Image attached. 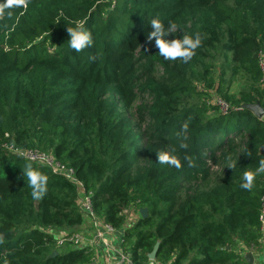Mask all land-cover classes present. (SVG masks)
<instances>
[{
    "label": "trees",
    "instance_id": "1",
    "mask_svg": "<svg viewBox=\"0 0 264 264\" xmlns=\"http://www.w3.org/2000/svg\"><path fill=\"white\" fill-rule=\"evenodd\" d=\"M157 16L176 25L169 38L200 34L191 61H165L147 41ZM75 21L94 40L79 53L67 42ZM261 54L264 0H27L0 14V264H91L88 248L57 245L58 233L80 230L82 191L95 215L123 228L130 264H242L240 251L262 237L264 174L251 191L240 187L264 158V112L245 106L264 109ZM239 73L250 86L231 91ZM139 97L146 105L128 113ZM11 145L51 153L75 181ZM173 148L179 169L158 163L157 152ZM28 167L47 178L40 199ZM133 206L147 216L138 210L126 225Z\"/></svg>",
    "mask_w": 264,
    "mask_h": 264
},
{
    "label": "clouds",
    "instance_id": "2",
    "mask_svg": "<svg viewBox=\"0 0 264 264\" xmlns=\"http://www.w3.org/2000/svg\"><path fill=\"white\" fill-rule=\"evenodd\" d=\"M27 7V0H2L0 2V14H3L5 10L12 9L14 7ZM8 15L11 12L8 11ZM63 16V13L60 14ZM60 17L58 16L55 23L59 24ZM149 24L151 31L147 33V41H154L156 48L158 49L159 56L165 61L182 60L184 63L191 61L192 57L196 54V49L201 46V36L199 33L194 35L182 34L175 38H169L170 34H174L176 25L171 21L167 25L158 16L153 17ZM68 33V47L79 53L81 50L90 48L94 44L92 32L86 28L84 22L75 21L71 26H66ZM188 130V125L185 123L181 126L177 136L181 139L179 148L185 149L188 147L183 141L186 139L185 133ZM158 163L161 165H168L177 169L181 168V158L176 154V149L168 151L157 152ZM185 161H188L187 156L184 157ZM238 161L234 160L228 164L229 168L234 169L237 166ZM189 165L191 162L189 161ZM24 174L27 177L28 184L32 188L31 195L34 199H40L43 193L46 191V177L39 171L28 167L24 170ZM260 174H264V158L258 161V166L254 170H246L242 174V182L240 187L246 191H251L254 187V182Z\"/></svg>",
    "mask_w": 264,
    "mask_h": 264
},
{
    "label": "built area",
    "instance_id": "3",
    "mask_svg": "<svg viewBox=\"0 0 264 264\" xmlns=\"http://www.w3.org/2000/svg\"><path fill=\"white\" fill-rule=\"evenodd\" d=\"M259 65L262 70H264V56L260 55ZM210 103L215 104L218 106L219 110L225 112L228 109V103L220 98V97H213L210 100ZM9 150H12L17 155H20L24 158L30 159L32 161H36L38 163H41L45 166H47L52 173L59 174L61 176H64L67 179L75 181L74 171L71 168L66 167L63 163L59 162L51 153L44 152L36 148H29V149H19L15 148L12 145L7 146ZM78 182V181H77ZM79 187L81 186V183L78 182ZM80 208L83 212V217L87 218L91 225L97 229L96 236L98 237V240L102 242H106L105 236L103 234L104 231L106 232H113L115 229H113L108 224L104 223L97 215L93 213L91 210V193L84 194L83 191L80 193ZM131 215H129L130 217ZM129 220V218H128ZM134 221V218L131 220L129 224H131ZM259 223H260V231L262 234L264 233V192L260 197L259 200ZM127 224V225H129ZM100 228L103 229V231L100 230ZM58 241L57 245H62L65 241H69L72 243L73 246L81 247L82 243V237L80 232L73 233L72 235L68 237H64L63 234L58 233ZM107 264H129V259L127 256H125L122 251L120 252V260L118 262L113 263H107ZM149 264H153L150 262ZM247 264H257V263H247Z\"/></svg>",
    "mask_w": 264,
    "mask_h": 264
},
{
    "label": "crops",
    "instance_id": "4",
    "mask_svg": "<svg viewBox=\"0 0 264 264\" xmlns=\"http://www.w3.org/2000/svg\"><path fill=\"white\" fill-rule=\"evenodd\" d=\"M136 218V215H131L127 220L126 225ZM103 231L102 228H100ZM97 229L93 227L87 218H83L80 232L82 237L81 247H86L92 252L91 264H107L118 262L121 252V236L123 228L115 229L113 232L104 231L105 240L107 243L98 240L96 236ZM242 264L250 263L264 264V233L261 237V245L256 247L243 248L240 251Z\"/></svg>",
    "mask_w": 264,
    "mask_h": 264
},
{
    "label": "rangeland",
    "instance_id": "5",
    "mask_svg": "<svg viewBox=\"0 0 264 264\" xmlns=\"http://www.w3.org/2000/svg\"><path fill=\"white\" fill-rule=\"evenodd\" d=\"M214 76V78L216 77V72L213 73L211 72V74L208 77ZM196 85H198V89H206L207 87L205 85H203L202 83H197ZM247 85L248 87L250 86L249 81H247V77L246 74H237L236 76H234L231 80V85H230V90L234 91V92H238L241 89H247ZM255 88H258L257 84H254ZM260 88V85H259ZM212 94H216L215 92H212ZM211 94V95H212ZM210 95V96H211ZM218 95V94H216ZM219 96V95H218ZM211 97H209L208 99L210 100ZM147 100L144 99L143 97H139L137 98L133 104L131 105L130 109H128V113L132 114V115H136V108L138 105H146ZM9 151V150H8ZM141 208H145V207H140V206H133L131 208V215H137L138 214V210H140ZM146 209V208H145ZM242 251V250H241Z\"/></svg>",
    "mask_w": 264,
    "mask_h": 264
},
{
    "label": "water",
    "instance_id": "6",
    "mask_svg": "<svg viewBox=\"0 0 264 264\" xmlns=\"http://www.w3.org/2000/svg\"><path fill=\"white\" fill-rule=\"evenodd\" d=\"M245 106L253 109L258 116H261L263 114V112H264V109L261 107V105H260V103L258 101L255 102V103L246 104ZM139 212H140L141 217H146L147 216V210L145 208H141L139 210ZM56 253H57V251L54 250L51 253V256L56 254ZM154 256H155V251L151 252L150 255H149V257L151 259H153ZM250 263H252V261H250Z\"/></svg>",
    "mask_w": 264,
    "mask_h": 264
}]
</instances>
